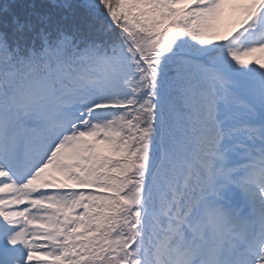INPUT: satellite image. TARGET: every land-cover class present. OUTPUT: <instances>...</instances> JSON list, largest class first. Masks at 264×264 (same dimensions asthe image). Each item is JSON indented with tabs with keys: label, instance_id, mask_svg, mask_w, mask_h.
Returning <instances> with one entry per match:
<instances>
[{
	"label": "snow or ice",
	"instance_id": "obj_1",
	"mask_svg": "<svg viewBox=\"0 0 264 264\" xmlns=\"http://www.w3.org/2000/svg\"><path fill=\"white\" fill-rule=\"evenodd\" d=\"M0 264H264V0H0Z\"/></svg>",
	"mask_w": 264,
	"mask_h": 264
}]
</instances>
